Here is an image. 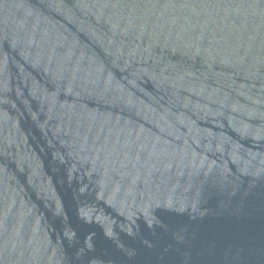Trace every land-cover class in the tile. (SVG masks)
Returning <instances> with one entry per match:
<instances>
[{
  "label": "water",
  "instance_id": "1",
  "mask_svg": "<svg viewBox=\"0 0 264 264\" xmlns=\"http://www.w3.org/2000/svg\"><path fill=\"white\" fill-rule=\"evenodd\" d=\"M0 264H264V0H0Z\"/></svg>",
  "mask_w": 264,
  "mask_h": 264
}]
</instances>
